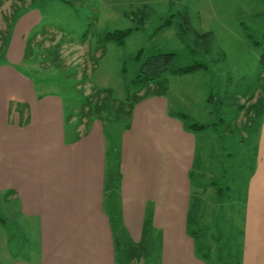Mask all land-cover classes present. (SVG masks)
<instances>
[{
    "label": "rangeland",
    "instance_id": "374dc122",
    "mask_svg": "<svg viewBox=\"0 0 264 264\" xmlns=\"http://www.w3.org/2000/svg\"><path fill=\"white\" fill-rule=\"evenodd\" d=\"M30 7L40 16L34 30L39 38H30L20 70L37 95L62 100L67 132L82 124L79 133H85L93 121L102 125L107 189L118 180L119 139L128 109L141 96L181 99L182 111L190 113L186 127L209 126L195 132L189 231L207 264H240L245 181L264 120V0H2L0 45L15 10ZM184 15L191 30L183 25ZM169 17L170 26L156 32ZM127 29L132 33L122 45L104 40ZM139 50L143 54L136 60ZM159 53L174 54L170 69L208 68L209 115L190 101L189 84L172 82L169 72L155 83H134L144 61ZM17 214L16 205L0 195V264L14 256L27 260L37 251L38 239L20 231ZM148 241L146 235L131 246L125 237L131 253L118 249L116 263L158 264V243Z\"/></svg>",
    "mask_w": 264,
    "mask_h": 264
},
{
    "label": "crops",
    "instance_id": "0c3cea01",
    "mask_svg": "<svg viewBox=\"0 0 264 264\" xmlns=\"http://www.w3.org/2000/svg\"><path fill=\"white\" fill-rule=\"evenodd\" d=\"M39 23L36 9L28 8L13 24L0 61V195L16 205L20 231L38 239L31 257L14 256L6 264H117L105 206L103 127L93 121L85 133H79L82 124L67 132L62 100L37 95L20 70L30 38H39L34 32ZM142 54L139 50L134 58ZM208 71L171 74L172 82L189 84L190 101L204 117L210 114ZM182 104L160 94L134 103L119 139L118 226L132 246L146 237L148 222V242L159 247L158 264H207L198 257L188 226L196 131L180 119L190 114ZM70 121L75 124L74 117ZM258 130L244 188L240 264H264V120Z\"/></svg>",
    "mask_w": 264,
    "mask_h": 264
},
{
    "label": "trees",
    "instance_id": "16d2710c",
    "mask_svg": "<svg viewBox=\"0 0 264 264\" xmlns=\"http://www.w3.org/2000/svg\"><path fill=\"white\" fill-rule=\"evenodd\" d=\"M2 4V0H0V6ZM27 8H18L15 10L13 16L9 20L8 23V29L7 33L2 41V44L0 45V61L4 60L5 57V47L8 41L9 33L13 27V24L18 20L19 17H21ZM171 24V18L169 17L165 21H163L160 25L156 27V32L160 29L166 28L170 26ZM189 19L187 18V15L183 16V25H185L186 30H191V27L189 25ZM182 27L180 26V29ZM135 30H143L136 28ZM182 30V29H181ZM132 33L131 29H127L125 31H118L114 34H110L105 36V41H113L117 45H122L125 41V39ZM174 54L173 53H159L157 55L148 57L144 63L141 65L139 69V74L136 76V79L134 81L135 84H151L155 83L157 79L164 73L169 72L170 74L178 75V74H188L190 72L199 70V69H207V67L203 64H194L191 66H187L184 68H178V69H170V64L173 60ZM137 60L139 59L136 58ZM260 62L264 63V54L260 58ZM133 109V106L128 109L127 118H129L131 111ZM180 119L184 121L187 119L186 116H180ZM126 127V126H125ZM209 126L194 124L190 127H186V129L191 131H201L206 129ZM118 170V166H117ZM118 172V171H117ZM117 178L114 184V187L112 190L107 189V186L105 184V206L106 211L108 213V218L110 220V224L112 226V230L115 235V243H116V252H118V249L120 250L121 254L128 255L131 253L130 249L126 247L124 243V232L121 229L120 226V210L118 206V186H119V180L120 175L117 173ZM108 203V205H106ZM0 223L4 224V220L0 218ZM147 224L148 222H145L144 224V236L148 234L147 232Z\"/></svg>",
    "mask_w": 264,
    "mask_h": 264
}]
</instances>
